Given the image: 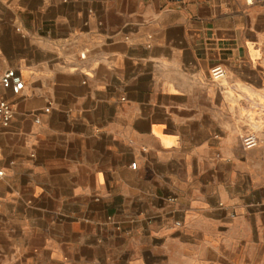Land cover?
Returning <instances> with one entry per match:
<instances>
[{
  "label": "crops",
  "instance_id": "0c3cea01",
  "mask_svg": "<svg viewBox=\"0 0 264 264\" xmlns=\"http://www.w3.org/2000/svg\"><path fill=\"white\" fill-rule=\"evenodd\" d=\"M9 68L0 264H264V0H0Z\"/></svg>",
  "mask_w": 264,
  "mask_h": 264
},
{
  "label": "built area",
  "instance_id": "2783aa9c",
  "mask_svg": "<svg viewBox=\"0 0 264 264\" xmlns=\"http://www.w3.org/2000/svg\"><path fill=\"white\" fill-rule=\"evenodd\" d=\"M181 1V0H178ZM226 74V69L221 65H214L210 69V77L214 80L221 79ZM0 82L4 86L12 87L15 91H19L23 87V81L18 77L15 69L9 68L0 75ZM44 111H49L46 107ZM14 116L12 104L6 99L0 100V123L3 126L9 125ZM37 120V119H36ZM38 121V120H37ZM259 143V138L255 133H246L242 136V146L246 149L253 148Z\"/></svg>",
  "mask_w": 264,
  "mask_h": 264
},
{
  "label": "rangeland",
  "instance_id": "374dc122",
  "mask_svg": "<svg viewBox=\"0 0 264 264\" xmlns=\"http://www.w3.org/2000/svg\"><path fill=\"white\" fill-rule=\"evenodd\" d=\"M10 7V6H9ZM10 9H12L11 7H10Z\"/></svg>",
  "mask_w": 264,
  "mask_h": 264
}]
</instances>
